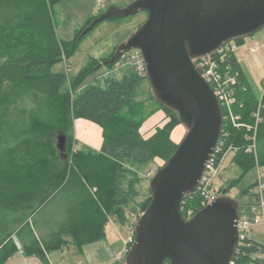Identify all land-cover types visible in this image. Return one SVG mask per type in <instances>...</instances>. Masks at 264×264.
Wrapping results in <instances>:
<instances>
[{
  "label": "trees",
  "instance_id": "trees-1",
  "mask_svg": "<svg viewBox=\"0 0 264 264\" xmlns=\"http://www.w3.org/2000/svg\"><path fill=\"white\" fill-rule=\"evenodd\" d=\"M59 1L0 0V264H7L20 250L18 242L25 256L51 264L49 254L69 243L80 249L104 238L110 219L124 223L139 195L132 165L156 158L164 165L178 145L172 137L180 123L178 114L159 102L164 121L147 136L141 132L146 106L137 93L145 74L134 68L121 78L85 83L103 65L113 67L125 59V53L113 64L103 61L114 52L91 58L69 78L68 90L66 74L52 67L69 60L86 36L83 30L99 14L88 18L71 39L62 40L53 16ZM225 65L235 79L230 85L235 117H226V108L221 107L219 138L224 137V149L237 148L232 161L246 173L256 164L264 167V91L258 92L235 51L227 53L222 69ZM74 118L100 126V147L79 144L72 132ZM247 125L256 126V131H248ZM254 132L256 156L245 150L253 144L246 136ZM60 136L65 137L64 150ZM232 185L226 187L227 193ZM150 194L138 202L139 215ZM203 207L197 189L185 196L182 214L188 218ZM233 260L264 264V241L243 240Z\"/></svg>",
  "mask_w": 264,
  "mask_h": 264
},
{
  "label": "water",
  "instance_id": "water-1",
  "mask_svg": "<svg viewBox=\"0 0 264 264\" xmlns=\"http://www.w3.org/2000/svg\"><path fill=\"white\" fill-rule=\"evenodd\" d=\"M145 10L146 20L104 64L141 52L157 102L174 110L187 131L150 180L151 199L134 226L126 264H230L239 232V201L226 189L190 218L182 205L197 190L221 135L223 113L209 82L193 61L227 42L264 28V0H132L110 5L83 30L109 17ZM65 149V137H59Z\"/></svg>",
  "mask_w": 264,
  "mask_h": 264
},
{
  "label": "rangeland",
  "instance_id": "rangeland-1",
  "mask_svg": "<svg viewBox=\"0 0 264 264\" xmlns=\"http://www.w3.org/2000/svg\"><path fill=\"white\" fill-rule=\"evenodd\" d=\"M131 1L132 0H60L53 6V16L56 21L58 37L62 40H69L74 36L76 30L85 24L88 18L104 12L112 4L125 6ZM98 3H101V8H98ZM147 16V11L142 10L130 16L114 17L98 23L94 29L82 38L79 47L69 60L56 63L52 67V70L64 72L67 77V87L70 88V84L68 83L70 77L75 75L91 58L95 57L102 59L109 56L112 52H115L117 46L129 38L138 26L146 20ZM251 47H256L257 50H253L254 48L251 49ZM245 51L252 52L249 54V58H247L248 55L245 56L243 54ZM235 52L239 60L246 66L251 78L256 83L258 92L261 94L264 91V28L251 35L245 36L243 42L237 44ZM125 56V59L121 58L113 67L103 65L96 72L89 75L85 83L99 79L103 82L104 78L107 76L121 78L125 73H129L134 68L140 71L141 74L146 75L145 69L143 71L140 69V63L144 61L139 50L134 49L125 52ZM68 90H71V88ZM137 99L142 100L146 106V118L141 127V132L144 136H147L158 124L164 121V113L160 104L154 98L153 91L147 78L142 81L138 89ZM79 119L82 120L85 118H74L72 127L73 135L77 141H80L78 135H80V131L82 132ZM90 123L92 124L93 122L90 121ZM95 126L99 129L98 125L95 124ZM186 131L187 128L179 123L172 131L173 139L179 143ZM95 138L96 136L93 139L94 141H96ZM80 143L81 142H79V144ZM232 156L233 153L230 152L223 159L220 171L214 182L215 185L219 187V190L221 187L226 189L227 186L233 184L229 192L226 193L236 198L242 209L248 210L251 207L249 203L252 198L247 191L244 193V189L256 183L260 174L259 172H264V167L260 166L258 168V164H256L248 172L243 173L241 166L232 161ZM162 166L163 160L158 158L144 165H132L139 195L130 205V209L127 212L128 219L124 223H119L114 218H111L106 226V236L102 239L87 243L80 249L72 243H69L62 249L51 252L49 254L51 263L80 264L81 261L82 264H126V254L131 245L129 239L134 235L135 223L142 214L139 215L140 209L138 202L143 200L150 193V180ZM221 193L222 191H219V195ZM251 235L260 240L264 239L263 225H256ZM17 245L20 250L8 260L7 264H23L22 260L16 257V254L24 255L19 242ZM25 257L30 258L32 256ZM28 264L44 263L41 260L30 259Z\"/></svg>",
  "mask_w": 264,
  "mask_h": 264
},
{
  "label": "built area",
  "instance_id": "built-area-1",
  "mask_svg": "<svg viewBox=\"0 0 264 264\" xmlns=\"http://www.w3.org/2000/svg\"><path fill=\"white\" fill-rule=\"evenodd\" d=\"M103 2V1H102ZM98 8H101V3H98ZM257 50L256 47H251V49ZM237 44L234 40L227 42L225 45L220 47L215 53L218 55L209 54L206 56H202L199 58H194L193 61L195 63L196 68L200 71L201 75L209 82L212 86L221 107L226 108V117L230 116L232 120H234V113L231 111V104L233 103L232 91L230 89V85L235 82L234 76L231 75L230 66L224 67L226 62L227 53L231 51H236ZM140 69L143 71L145 69L144 62L141 61ZM248 131L253 129L256 131V126L247 125ZM247 140H252V145L245 149L248 152H252L256 156V133L253 135L247 134ZM226 147L225 140L223 138H219L212 155L210 156L203 176L200 180L198 190L202 197V201L204 206L213 200H215L219 196V187L215 185V178L217 177L223 159L230 152L234 154L237 148H233L231 146ZM221 157V158H220ZM219 158L221 160H219ZM259 168L260 166L257 165ZM258 179L256 183L250 185L248 187L247 193L251 196L252 200L249 204H251L250 209H242L239 207V217H238V232H239V240L237 247L240 243L245 241L247 238H255L251 235L253 232V228L256 225H263L264 227V172H259ZM190 213V212H189ZM189 216L188 218H190ZM187 219V218H186ZM134 236V235H133ZM133 236L130 237L129 242L132 243ZM257 239V238H256ZM260 240V239H257ZM264 241V239L260 240ZM236 247V248H237ZM129 250V249H128ZM80 264L82 262L80 261ZM230 264H236L235 261H230Z\"/></svg>",
  "mask_w": 264,
  "mask_h": 264
},
{
  "label": "crops",
  "instance_id": "crops-1",
  "mask_svg": "<svg viewBox=\"0 0 264 264\" xmlns=\"http://www.w3.org/2000/svg\"><path fill=\"white\" fill-rule=\"evenodd\" d=\"M250 53H252V52L251 51H249V52L245 51L243 54L245 56L248 55L247 58H249V54ZM239 61L243 64V62L241 60H239ZM79 120L81 122L80 123V127H82V129H81L82 132L80 131L79 132L80 135H78V139L80 140L79 142L85 143L87 145H90V146L96 147V148L100 147V145L102 143V129L100 128V126H99V129H97L95 124H93V123L91 124L90 123V120H86V119H82V120L79 119ZM95 133H96V135H95ZM95 136H96V138H95L96 141L93 140ZM16 257L18 259L20 258L22 260L23 264H28L30 262V259L40 260L39 258H36V257H33V256L30 257V258L25 257L23 254H20V255L16 254ZM49 261H50V258H49ZM50 263H51V261H50Z\"/></svg>",
  "mask_w": 264,
  "mask_h": 264
}]
</instances>
